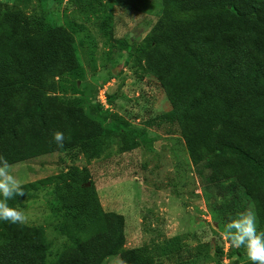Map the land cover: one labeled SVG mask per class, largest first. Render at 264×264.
I'll list each match as a JSON object with an SVG mask.
<instances>
[{
    "label": "trees",
    "instance_id": "trees-1",
    "mask_svg": "<svg viewBox=\"0 0 264 264\" xmlns=\"http://www.w3.org/2000/svg\"><path fill=\"white\" fill-rule=\"evenodd\" d=\"M136 61L163 85L172 105L144 126L189 125L196 135L192 147L203 143L210 153L195 168L202 184L235 179V187L252 195L264 222V0H162L161 15L138 46ZM49 75H69L72 96L47 94ZM84 75L73 32L54 24L44 9L28 13L0 2V155L10 164L54 151L90 160L113 137L124 151L135 148L134 130L121 117L98 114L100 104L88 112L73 96ZM55 131L64 133L62 148L52 139ZM90 177L87 167L72 166L23 184L24 195L8 203L17 208L39 187ZM75 210L66 208L69 215ZM124 243V216L104 211L98 200L91 202L74 243L52 261L41 228L0 220V264H103ZM162 251L136 247L121 258L152 264L151 253Z\"/></svg>",
    "mask_w": 264,
    "mask_h": 264
},
{
    "label": "rangeland",
    "instance_id": "rangeland-1",
    "mask_svg": "<svg viewBox=\"0 0 264 264\" xmlns=\"http://www.w3.org/2000/svg\"><path fill=\"white\" fill-rule=\"evenodd\" d=\"M0 2L28 13L44 9L54 24L73 32L85 70L77 81L79 94L73 96L82 99L88 112L100 104L98 114L107 111L121 117L137 137L136 147L129 151L113 137L90 160L76 152L54 151L10 164L23 184L72 166L90 172L89 181H54L17 204L29 218L23 225L42 229L47 261L74 243L91 202L98 200L104 211L124 216V247L103 264H116L123 251L143 246L163 248V255L151 253L152 264H250L243 248L229 247L223 225L249 206L257 214L252 195L235 187L233 178L202 184L195 168L210 153L203 143L192 147L196 135L189 125L144 126V121L172 109L163 85L136 61L138 46L161 15L162 0ZM73 82L69 75H49L46 93L67 99ZM16 101L21 104L22 98ZM68 207L76 214H67ZM257 218L258 231L264 230L258 214Z\"/></svg>",
    "mask_w": 264,
    "mask_h": 264
},
{
    "label": "clouds",
    "instance_id": "clouds-1",
    "mask_svg": "<svg viewBox=\"0 0 264 264\" xmlns=\"http://www.w3.org/2000/svg\"><path fill=\"white\" fill-rule=\"evenodd\" d=\"M52 139L58 148L64 145V133L55 131ZM24 195L23 183L12 174L8 159L0 155V220L11 224H26L28 216L23 210L9 205L8 201ZM258 218L253 206L245 208L223 225V237L230 248L241 249L251 264H264V230L257 228ZM116 264H128L118 257Z\"/></svg>",
    "mask_w": 264,
    "mask_h": 264
}]
</instances>
